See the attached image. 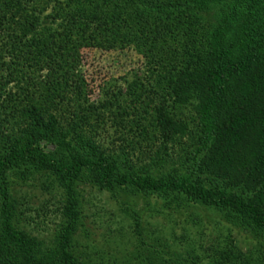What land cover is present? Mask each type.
<instances>
[{
    "label": "trees",
    "instance_id": "16d2710c",
    "mask_svg": "<svg viewBox=\"0 0 264 264\" xmlns=\"http://www.w3.org/2000/svg\"><path fill=\"white\" fill-rule=\"evenodd\" d=\"M95 39L143 63L89 101L79 48ZM9 173L59 188L48 244L28 233ZM81 185L154 198L173 223L217 211L224 234L154 264H264L230 233L264 242V0H0V264H104L78 248Z\"/></svg>",
    "mask_w": 264,
    "mask_h": 264
},
{
    "label": "rangeland",
    "instance_id": "374dc122",
    "mask_svg": "<svg viewBox=\"0 0 264 264\" xmlns=\"http://www.w3.org/2000/svg\"><path fill=\"white\" fill-rule=\"evenodd\" d=\"M211 13L207 12L205 18L211 20ZM99 41L95 39L79 48V69L85 79L89 101L100 98L104 86L123 88L124 81L130 79L143 63L132 47L103 48ZM40 145L47 154L53 153L52 145ZM8 177L13 181L10 192L19 201L18 208L23 211V223L28 233L42 241L43 246L48 244L59 220V213L55 210L60 198L59 188L54 185L52 191L40 189V185L47 180L43 175L31 176L24 182L17 178L14 181L13 173H9ZM79 189L83 197V226L76 237L78 248L84 250L92 262L93 259H103L105 264V259H120L121 264H140V259H143L142 264H148L147 259H151L154 264L156 259L166 258L170 252L184 255L187 246L196 247L198 242L203 241L208 243L216 232L225 233L217 222V211L207 207H192L204 225L194 226L190 222L180 221L188 213L186 210L175 216L174 223L151 213L148 210L150 205L158 200L149 196H125L118 193L113 198L106 191H97L85 185L79 186ZM43 205L45 208L40 209ZM121 207L137 213L138 231L133 232L128 226L129 216L122 212ZM28 216L32 219H27ZM230 233L243 251L250 250L254 256H264V242L259 244L251 235L239 229L233 228ZM173 234H184L187 239H174Z\"/></svg>",
    "mask_w": 264,
    "mask_h": 264
}]
</instances>
